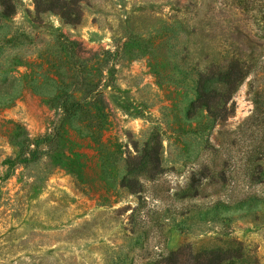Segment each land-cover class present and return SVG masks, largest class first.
I'll return each mask as SVG.
<instances>
[{
  "label": "rangeland",
  "instance_id": "obj_1",
  "mask_svg": "<svg viewBox=\"0 0 264 264\" xmlns=\"http://www.w3.org/2000/svg\"><path fill=\"white\" fill-rule=\"evenodd\" d=\"M12 2L0 264H264V0Z\"/></svg>",
  "mask_w": 264,
  "mask_h": 264
},
{
  "label": "trees",
  "instance_id": "obj_2",
  "mask_svg": "<svg viewBox=\"0 0 264 264\" xmlns=\"http://www.w3.org/2000/svg\"><path fill=\"white\" fill-rule=\"evenodd\" d=\"M0 7H1L0 9L1 14L5 16L11 15L16 10V6L12 2V0H0ZM240 66L241 64L239 62V64H237L236 67L230 68V71L228 70L225 72V78L227 79V82L228 84H230L231 87L236 86V84H238L242 80V78L246 75L244 68H241ZM204 89L205 86L202 85V87H200L198 91L199 97L207 95L205 93L206 90ZM203 105L209 108V104H203Z\"/></svg>",
  "mask_w": 264,
  "mask_h": 264
}]
</instances>
